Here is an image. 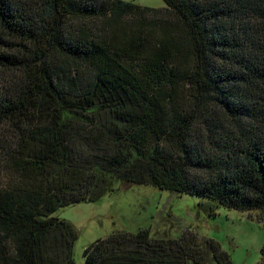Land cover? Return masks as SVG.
<instances>
[{"label":"trees","instance_id":"1","mask_svg":"<svg viewBox=\"0 0 264 264\" xmlns=\"http://www.w3.org/2000/svg\"><path fill=\"white\" fill-rule=\"evenodd\" d=\"M162 1L0 0V264H75L54 213L121 185L264 211V0ZM83 258L232 264L188 230Z\"/></svg>","mask_w":264,"mask_h":264},{"label":"rangeland","instance_id":"2","mask_svg":"<svg viewBox=\"0 0 264 264\" xmlns=\"http://www.w3.org/2000/svg\"><path fill=\"white\" fill-rule=\"evenodd\" d=\"M123 1L154 9L164 7L162 0ZM208 203L150 186L121 185L99 203H79L60 209L53 216L67 221L77 232L72 250L75 264L84 263L83 252L94 242L114 232L136 233L145 229L150 230L152 237L171 239L188 230L200 240L217 242L232 264H260L264 211L213 209Z\"/></svg>","mask_w":264,"mask_h":264}]
</instances>
